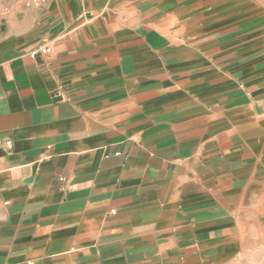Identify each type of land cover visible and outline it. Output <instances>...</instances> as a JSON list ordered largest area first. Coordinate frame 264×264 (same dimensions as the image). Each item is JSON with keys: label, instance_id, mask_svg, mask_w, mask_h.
Returning <instances> with one entry per match:
<instances>
[{"label": "crops", "instance_id": "obj_1", "mask_svg": "<svg viewBox=\"0 0 264 264\" xmlns=\"http://www.w3.org/2000/svg\"><path fill=\"white\" fill-rule=\"evenodd\" d=\"M0 264H264V0H0Z\"/></svg>", "mask_w": 264, "mask_h": 264}, {"label": "built area", "instance_id": "obj_2", "mask_svg": "<svg viewBox=\"0 0 264 264\" xmlns=\"http://www.w3.org/2000/svg\"><path fill=\"white\" fill-rule=\"evenodd\" d=\"M12 1H16V0H12ZM22 1L24 2L25 6L28 8H39L47 4L49 0H22ZM50 51L51 49L49 47L43 46L34 49L30 55L32 57L46 56L50 53Z\"/></svg>", "mask_w": 264, "mask_h": 264}]
</instances>
